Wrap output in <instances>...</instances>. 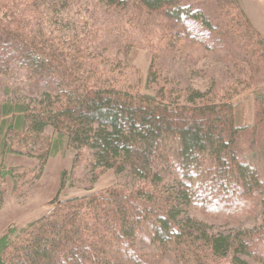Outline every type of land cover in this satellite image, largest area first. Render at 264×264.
Here are the masks:
<instances>
[{
  "label": "trees",
  "instance_id": "obj_1",
  "mask_svg": "<svg viewBox=\"0 0 264 264\" xmlns=\"http://www.w3.org/2000/svg\"><path fill=\"white\" fill-rule=\"evenodd\" d=\"M108 1L140 4L183 27L202 29L199 39L186 33L199 44L217 29L214 8L229 9L252 31L239 0ZM23 5L17 13L0 0V75L23 71L33 98L28 106H17L22 114L9 128L14 138L3 145L5 153L37 160L42 174L65 142L78 152L75 163L79 153L88 152L94 180L112 170L140 186L52 202L41 220L0 238V264H251L253 255L264 262V109L254 127L240 128L231 104L210 101L197 90L172 102L164 92L160 98L132 95L80 78L76 59L28 29L40 15L38 0ZM256 38V48L264 49V39ZM260 102L264 106V96ZM4 112L13 113V107ZM48 129L55 139L45 138ZM9 177L16 176L0 172V187ZM3 204L0 190V209ZM192 212L221 213L228 222L243 213L262 221L224 233L212 231ZM140 239L172 249L173 262L141 253Z\"/></svg>",
  "mask_w": 264,
  "mask_h": 264
},
{
  "label": "rangeland",
  "instance_id": "obj_2",
  "mask_svg": "<svg viewBox=\"0 0 264 264\" xmlns=\"http://www.w3.org/2000/svg\"><path fill=\"white\" fill-rule=\"evenodd\" d=\"M63 1L38 0L39 7L35 10L40 15H36L35 28L28 29L76 59L75 63L82 67L77 73L80 78L99 81L132 95L160 98L164 92L172 102L185 97L190 90H197L208 95L210 101L231 104L238 127L255 126L258 113L264 109L260 102L264 96V49L256 48V37H264L250 21L243 0H239V5L252 31L243 19L240 23L236 21L229 9L214 8L210 14L217 29L209 40L202 38L205 40L202 44L199 40H189L186 33L191 30L192 36L199 39L205 36L204 30L183 27L162 12H150L140 4ZM27 2L34 0H1L2 5L19 9L17 13L25 9L23 4ZM3 15L1 12L0 16ZM203 45L212 49L206 50ZM28 87L29 80L23 71L0 75V172L12 171L16 176L7 178L0 187L4 193L0 238L12 228L19 231L41 220L54 201L65 202L114 187L131 191L140 186L128 174L120 175L112 170L102 171L94 180L87 168L88 152L79 153V161L75 163L78 152L69 149L65 142L59 144L42 174L37 160L5 153L3 145L9 146L14 138L9 128L22 114L17 106H28L33 99L26 93ZM6 106L13 107V113L6 114ZM44 136L52 140L57 137L51 129ZM63 173H66L64 182ZM261 175L264 179V170ZM242 214L235 215L240 223L231 216L230 222L226 221L221 213L217 216L192 212L191 216L212 231L224 233L235 226L247 228L262 221L260 217L253 219ZM137 248L146 256L173 262L170 248L143 239L137 241ZM248 260L251 264H264L255 255Z\"/></svg>",
  "mask_w": 264,
  "mask_h": 264
},
{
  "label": "crops",
  "instance_id": "obj_3",
  "mask_svg": "<svg viewBox=\"0 0 264 264\" xmlns=\"http://www.w3.org/2000/svg\"><path fill=\"white\" fill-rule=\"evenodd\" d=\"M243 5L250 21L264 37V0H243Z\"/></svg>",
  "mask_w": 264,
  "mask_h": 264
}]
</instances>
